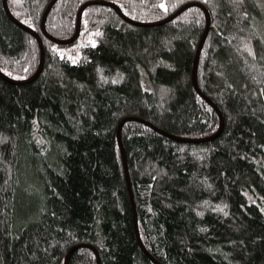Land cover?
<instances>
[{
  "label": "trees",
  "instance_id": "16d2710c",
  "mask_svg": "<svg viewBox=\"0 0 264 264\" xmlns=\"http://www.w3.org/2000/svg\"><path fill=\"white\" fill-rule=\"evenodd\" d=\"M51 0H6L35 31L31 81L0 75V264H264V33L257 0H105L71 60L41 29ZM56 0L45 31L71 37L80 6ZM78 37V36H77ZM77 39V38H76ZM75 39V40H76ZM74 40V41H75ZM73 41V42H74ZM72 42V43H73ZM71 44V43H70ZM55 45L56 48L52 46ZM68 45V44H63ZM36 37L0 0V71L27 79ZM75 61V62H73ZM126 159L128 182L117 131ZM151 124V125H150ZM154 128H153V127ZM159 130V131H158ZM129 183V185H128ZM69 264H97L79 246Z\"/></svg>",
  "mask_w": 264,
  "mask_h": 264
},
{
  "label": "water",
  "instance_id": "95a60500",
  "mask_svg": "<svg viewBox=\"0 0 264 264\" xmlns=\"http://www.w3.org/2000/svg\"><path fill=\"white\" fill-rule=\"evenodd\" d=\"M56 0H51L47 7L45 8L44 12H43V15H42V19H41V29L43 30V32L45 33V35L51 39L52 41L58 43V44H70L72 43L78 36V33H79V29H80V18H81V12L82 10L91 5V4H95V3H98V4H104V5H108L112 8H114V10L118 13V15L120 17H122L124 20L128 21L129 23H132L134 25H140V26H150V25H155V24H159L161 22H165L171 18H173L174 16H176L177 14H179L181 11H183L185 8H187L188 6L190 5H193V4H196V5H199L203 11H204V14H205V18H206V28L201 36V39L198 43V46H197V49H196V54H195V59H194V65H193V82H194V87L195 89L198 91V93L202 96V98H204L215 110L216 112L218 113L219 115V119H220V125H219V128L217 129V131L215 133H213L212 135H209L207 137H203V138H195V139H189V138H179V137H176L177 139H180V140H183V141H191V142H198V141H206V140H209V139H212L213 137L217 136L222 127H223V119H222V115L220 113V111L218 110V108L212 103V101L210 99H208L201 91L200 89L198 88L197 86V83H196V70H197V62H198V57H199V52H200V49H201V46L204 42V39L206 37V34L209 30V15H208V12L207 10L199 3L197 2H189L185 5H183L182 7H180L177 11H175V13H173L171 16H169L167 19L163 20V21H160V22H143V21H137V20H133L129 17H127L126 15H124L121 10L119 9V7L117 5H115L113 2H110V1H105V0H93V1H87L85 3H83L80 8L78 9V12H77V23H76V30L74 32V34L69 37V38H66V39H57L51 35H49L46 31H45V28H44V22H45V18L48 14V11L50 10L51 6L54 4ZM3 5H4V9L7 13V15L11 18V20H13L15 23L21 25L22 27H24L27 31H29L31 34H33L38 43H39V47H40V60H39V65H38V68L36 69V71L34 72V74L27 78V79H22V80H18V79H12L8 76H6L5 74H3L1 71H0V75L2 77H4L5 79L9 80V81H14V82H18V83H21V82H27V81H31L33 80L34 78L37 77V75L39 74V72L41 71L42 69V66H43V62H44V49H43V44L41 42V39L39 37V35L33 31L32 29L28 28L27 26L23 25L22 23H20L15 17H13V15L10 13L8 7H7V3H6V0H3ZM132 119H136L134 117H126L124 119L121 120L119 126H118V131H117V136H118V141H119V144H120V147H121V151H122V154H123V159H124V164H125V171H126V177H127V182H128V171H127V165H126V159H125V155H124V150H123V147H122V143H121V140H120V129H121V126L122 124L127 121V120H132ZM151 125V124H150ZM153 127V126H152ZM154 128V127H153ZM159 131V130H158ZM129 185V183H128ZM129 193H130V198H131V203H132V208H133V214H134V228H135V234H136V238H137V241L140 245V247L142 248V250L146 253V255L151 258L156 264H160L158 261H156L152 256L151 254L145 249L142 241H141V238L139 236V232H138V227H137V222H136V212H135V204H134V200H133V197H132V193H131V188L129 186ZM79 246H87V247H90L96 254V258H97V264H99V255L97 253V250L89 245V244H86V243H81V244H78L74 247H72L71 249L68 250V252L66 253L65 255V260H64V264H69V256H70V252L72 249L74 248H77Z\"/></svg>",
  "mask_w": 264,
  "mask_h": 264
},
{
  "label": "rangeland",
  "instance_id": "374dc122",
  "mask_svg": "<svg viewBox=\"0 0 264 264\" xmlns=\"http://www.w3.org/2000/svg\"><path fill=\"white\" fill-rule=\"evenodd\" d=\"M261 8V16L263 18L255 17V21L257 26L262 29L264 33V0H257ZM94 42V37L90 31H85V26H83L80 34L78 35L77 39L68 45H58L57 49H59V53L67 55L71 60H75L78 56V48L82 44H91Z\"/></svg>",
  "mask_w": 264,
  "mask_h": 264
},
{
  "label": "snow or ice",
  "instance_id": "6c2138e0",
  "mask_svg": "<svg viewBox=\"0 0 264 264\" xmlns=\"http://www.w3.org/2000/svg\"><path fill=\"white\" fill-rule=\"evenodd\" d=\"M159 7L162 8V9H164L165 12L168 10L167 5H166V3L164 2V0H161V2H160V4H159ZM52 47H53V48H56L55 45H53ZM57 51H59V49H57ZM73 62H75V61H73ZM262 210H264V209H262Z\"/></svg>",
  "mask_w": 264,
  "mask_h": 264
},
{
  "label": "bare ground",
  "instance_id": "6f19581e",
  "mask_svg": "<svg viewBox=\"0 0 264 264\" xmlns=\"http://www.w3.org/2000/svg\"><path fill=\"white\" fill-rule=\"evenodd\" d=\"M45 23V22H44Z\"/></svg>",
  "mask_w": 264,
  "mask_h": 264
}]
</instances>
